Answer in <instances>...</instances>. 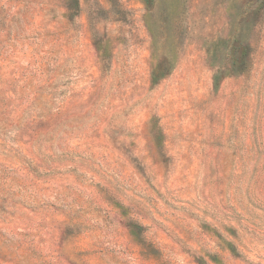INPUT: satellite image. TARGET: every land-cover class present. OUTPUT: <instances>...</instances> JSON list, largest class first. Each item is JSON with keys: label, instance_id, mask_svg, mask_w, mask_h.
I'll use <instances>...</instances> for the list:
<instances>
[{"label": "rangeland", "instance_id": "374dc122", "mask_svg": "<svg viewBox=\"0 0 264 264\" xmlns=\"http://www.w3.org/2000/svg\"><path fill=\"white\" fill-rule=\"evenodd\" d=\"M0 264H264V0H0Z\"/></svg>", "mask_w": 264, "mask_h": 264}]
</instances>
